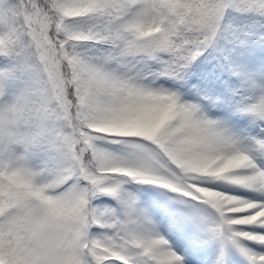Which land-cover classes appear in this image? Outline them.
<instances>
[{"label":"snow or ice","instance_id":"1","mask_svg":"<svg viewBox=\"0 0 264 264\" xmlns=\"http://www.w3.org/2000/svg\"><path fill=\"white\" fill-rule=\"evenodd\" d=\"M258 26L264 0H0V264H264Z\"/></svg>","mask_w":264,"mask_h":264},{"label":"rangeland","instance_id":"2","mask_svg":"<svg viewBox=\"0 0 264 264\" xmlns=\"http://www.w3.org/2000/svg\"><path fill=\"white\" fill-rule=\"evenodd\" d=\"M248 15H250V14H248ZM238 23H242V24H246V23H248V20L246 19V18H243L240 22H238ZM256 31H258V32H264V27H257L256 29H255ZM254 38V37H253ZM209 264H212V260H211V258L209 259Z\"/></svg>","mask_w":264,"mask_h":264},{"label":"trees","instance_id":"3","mask_svg":"<svg viewBox=\"0 0 264 264\" xmlns=\"http://www.w3.org/2000/svg\"><path fill=\"white\" fill-rule=\"evenodd\" d=\"M246 15H248V14H246ZM243 18H244V17H242L241 20H242ZM241 20L237 21V23L240 22Z\"/></svg>","mask_w":264,"mask_h":264}]
</instances>
